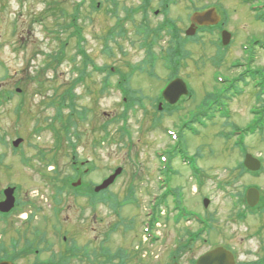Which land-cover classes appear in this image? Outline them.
Masks as SVG:
<instances>
[{"label":"rangeland","instance_id":"obj_1","mask_svg":"<svg viewBox=\"0 0 264 264\" xmlns=\"http://www.w3.org/2000/svg\"><path fill=\"white\" fill-rule=\"evenodd\" d=\"M46 1L3 0V6L0 5V39L3 44L10 40L19 48L13 53L7 46L0 50V58L8 60V65H0V98L6 91L12 92L14 82H22L28 94V104L19 116L15 111L19 97L14 90L13 96L0 106V188L23 183L29 190L40 189L52 195L53 188L45 184L37 171L40 169L45 173L47 169V162L39 155L42 150L47 154L46 159L58 158L60 178L71 173L68 167L74 152L67 139L62 140L63 150L55 152L54 131L48 125L53 118L54 121L59 120L56 116L57 108H48L45 104L54 99L55 88H59V93L70 88L65 101L70 105L72 96L75 101L74 109L87 114L82 121L79 119L82 113L74 112L77 126L72 131L82 135L81 139L78 140L75 136L76 139L73 140L78 144V161L89 160L96 164V176H92L91 180L100 182L101 178L119 165L127 169L116 185L101 195L110 198L112 192L115 194L114 198L96 207V249L102 252L105 247L104 255L119 256L125 263H162L160 259L163 246L160 245V240L151 243L143 227V223L147 221L146 213L152 212L155 206L151 199H155L154 195L160 196L162 190L157 178L160 174V155L169 156L170 167L166 177L173 181L178 176L172 183L181 188L182 202L186 208L206 214L213 212L217 220L230 215V210H238L239 199L228 196V193L234 191L233 188L238 190L247 181L256 183L257 179L264 180V129L257 128L255 132L237 135L239 129L245 132L264 122V47L257 44V41L264 42V6L261 5L257 10L241 6L239 9L221 11L229 21L228 28L233 34L227 51L208 34L201 36L204 40L196 39L193 59L180 71V76L193 88L194 94L184 103L185 111L178 116L166 115L162 125L157 127L153 119L157 114L163 116V113H157L151 101L157 100L169 83V74L163 69L162 62H157L154 74L151 75L149 69L143 73H135L131 78L130 86L140 91V102L146 105L147 112L138 104L129 109L128 115H122L126 104L124 91L117 86L120 80L118 74L108 76L110 87L103 94L99 93L108 72L96 70V65L101 66L100 68L115 66L127 72L129 65L146 58L147 52L141 46L143 35L137 31L136 23L125 24L127 37L118 36L117 32L115 40L104 41V36L108 37V31L116 18H108L103 13L96 16V12L86 3L87 6L82 9L78 19L86 39L83 47L94 65L89 63L84 83L77 85L75 80L78 73L73 68L75 64L83 65L82 56L77 41L69 38L70 31L61 26L70 25L68 22L72 19L75 0L54 4L52 12L46 11ZM121 1L134 6L140 0ZM139 29L145 30L143 26ZM212 36L217 38L215 33ZM65 41L69 43L65 49L69 58L66 57L63 63L56 65V71L46 69L51 60L49 55L58 52ZM105 46L108 47L107 51ZM110 50L113 55L109 54ZM154 50L159 52L160 47L156 46ZM71 55H76L74 62ZM148 68L147 64L146 69ZM257 70L259 72L255 73ZM39 71L44 72L46 87L50 88L36 89L37 85L31 78ZM72 83L74 86H70ZM214 102H218V109L224 106L225 113L207 108ZM68 104H65L62 112L65 115L64 121L60 120L67 125L70 124L67 115L73 110ZM198 110L207 112L202 120L204 125L194 124L192 130H183L181 121L189 119ZM61 122H58V126ZM102 125H108L110 136L102 140L101 145H97V141L105 135ZM40 126L45 127L41 132L34 133V129ZM124 128L127 131L122 137L121 130ZM167 129H170V133L180 135L179 140L173 141ZM18 137L24 140L17 148H20L17 153L11 148L12 141ZM176 149L179 150V156ZM182 152H186L202 170L203 187L196 185L193 169L186 167V163L180 158ZM246 153L262 161L263 170L257 175L244 172L241 175L240 172L244 171L241 163ZM26 157L32 159V166L30 161H26ZM57 170L52 165L46 171L51 173ZM241 177L247 181H238L233 187L217 186L222 179ZM205 197L211 200L208 209L202 204ZM178 198L176 199L179 200ZM66 201L71 203L68 214L72 215L75 211L76 215L80 207L69 196L64 198V202ZM78 202L83 204L86 201L82 199ZM88 220L91 222L89 216ZM191 224L204 225L198 221ZM92 226L89 224L85 237L92 236ZM231 226H234L232 230L235 231L236 225ZM160 227V223L155 224L154 232L158 237ZM104 255L98 256V260L96 256V264L120 263L118 258H114L112 262L107 261L108 258Z\"/></svg>","mask_w":264,"mask_h":264},{"label":"flooded vegetation","instance_id":"obj_2","mask_svg":"<svg viewBox=\"0 0 264 264\" xmlns=\"http://www.w3.org/2000/svg\"><path fill=\"white\" fill-rule=\"evenodd\" d=\"M69 1L71 0L60 2L47 0L46 11L52 12L54 4L61 2L64 4ZM138 2L137 5L128 6L121 0H75L72 7L74 12L71 13L72 19L68 23L81 25L78 18L88 3L89 7L96 12V16L103 13L108 18H116L108 31V37L104 36L109 40L115 39L117 32L119 35L124 33L127 36L125 24L128 22L136 23L138 32H140V26L144 28L163 26L165 28L162 32L165 35L158 44L161 55L165 59L170 58L174 53L178 54L179 51L188 55L180 66L170 67L163 64V68L170 70V73H180L181 69L187 67L188 62L193 59L196 35L210 36L215 33L220 37L225 30L231 32L228 28L229 21L225 19L221 11L239 9L241 6L253 9L260 0H238V2L236 0H140ZM0 5L3 6V0H0ZM205 10L217 11L220 22L203 26L206 27L205 32L203 27L195 25L196 35L188 36L187 30L192 26L193 13ZM119 13H122L121 17ZM169 26L173 28H168ZM78 32L80 33V30ZM4 46H7L11 53L19 50L12 41L9 40L7 44H3L0 39V50ZM7 61L0 58V65H8ZM45 83L43 87H46ZM23 86L22 82H14L11 88L12 91L23 94L21 97L28 100L27 91ZM70 86H74V83ZM5 94L10 96L12 92L6 91ZM161 101L163 102L161 112L164 118L172 112L185 111L183 105L188 98L182 97L176 104H171L164 99ZM69 164L68 169L72 174L69 183L73 188L66 187L59 201L52 200L45 191L40 189L29 190L21 183L15 185L14 208L8 211L0 210V264H96V196L85 193L92 183L96 184V179L91 180L92 176H96V164L89 165L84 161H73ZM54 170H57L56 165ZM159 171L161 175H164L161 164ZM58 172L60 171L51 173L59 180L61 178ZM250 173L257 172L250 171ZM80 179L82 183L84 180L87 183L83 189L77 190L73 183ZM257 180L256 183H250L242 177L222 179L221 182L225 187H233L238 181L247 182L241 184L238 190L233 188L234 191L228 193L232 199H239L238 210H230V215L217 220L213 212L206 214L202 211L193 212L186 209L185 203L182 202L180 187L175 185L171 188V183L167 179L170 187L165 188V183L161 185L162 187L160 186L162 190L157 212L161 226L158 240L163 246H161L163 251L160 259L162 263L141 261L137 264H198L200 256L218 247L230 252L234 264H264V180ZM194 181L196 185L201 186L202 183H198L196 179ZM251 187L259 190V200L255 205L250 202L247 195ZM68 196L80 207L76 215H74L75 211L72 215L68 214L71 203L64 202V198ZM3 197V193L2 196L0 194V201ZM82 199L86 201L85 206L84 203L78 202ZM197 213L202 216L200 221L204 225L191 224L197 222L195 220ZM89 224L93 225L91 228L93 234L91 237H85ZM231 225H236L235 231L232 230L234 226ZM131 263L133 262L120 264Z\"/></svg>","mask_w":264,"mask_h":264},{"label":"water","instance_id":"obj_3","mask_svg":"<svg viewBox=\"0 0 264 264\" xmlns=\"http://www.w3.org/2000/svg\"><path fill=\"white\" fill-rule=\"evenodd\" d=\"M216 15L213 11H204V12H197L192 17V20L199 25L204 24H215L217 23ZM193 24L187 31L188 34H194L195 28ZM231 38V34L228 32L224 33L223 40L225 44H228ZM188 94V87L186 83L178 78L172 81L164 90V97L169 100L171 103H175L178 99L184 95ZM22 139H18L14 142L17 146L20 144ZM245 165L251 170H259L261 163L258 159L253 157L251 154H248L245 159ZM121 169H117L116 172L111 175L108 179H106L100 186L96 187V190L99 191L101 189L107 188L113 181L115 180L116 176L120 173ZM13 189H7L6 195L7 199L5 202L0 203V209L2 210H9L13 205ZM248 196L252 204L256 203V200L259 199V193L256 189H250L248 192ZM254 196V197H253ZM205 206L208 205L209 200L205 199L204 201ZM199 264H234L232 260V256L229 252L224 249H217L213 252L207 253L199 259Z\"/></svg>","mask_w":264,"mask_h":264},{"label":"trees","instance_id":"obj_4","mask_svg":"<svg viewBox=\"0 0 264 264\" xmlns=\"http://www.w3.org/2000/svg\"><path fill=\"white\" fill-rule=\"evenodd\" d=\"M161 29L162 28H159V29H149V30H147V33H145L146 35H145V40H144L145 42L144 43L147 46V52H148L147 58L145 60L140 61L137 64H131V65H129V67L132 68V72L131 73H128V74L126 72L123 73V75H125L124 77H127L128 78V79L125 80L126 83H128L129 80H131V77L134 74V72H136V71H145L146 65L148 63H150L152 66H154L156 64L159 56L153 50V48H154V45L159 42V39L162 36ZM75 36H77V35L76 34H73L72 37H75ZM83 40H84V37H79L78 43H80V42L82 43ZM257 44L262 45L264 47V42H262V41H257ZM80 47H81V50H82L81 53H82V60H83V65L81 67H83V69L81 70V68H80V70H81L80 71L81 72V77L77 81H80V82L83 81L84 82L85 81V78H86V75L88 73L87 68L89 66V63H91L92 65H94L93 64L94 62L90 58L89 54L85 51V49L83 48V46L80 45ZM109 54L110 55H113V53H112L111 50L109 51ZM65 57H66V54H65V50L63 48L61 54L53 55L52 65H59V64H61V62H63V60H64ZM184 57H185V55L181 51H179L178 54L174 53V54L171 55V57L169 59L167 58V61L170 60L172 64L177 65L178 62H179V60H181ZM72 60L75 61L74 59H72ZM76 65H78V64H75L74 66L76 67ZM116 69H118V68L116 67ZM258 72L259 71H257V73ZM174 75L176 76L177 74H174ZM31 79H33V78H31ZM107 84L109 85L110 82L107 81ZM125 86H126L127 94L129 92V94H128V97H129L128 98V102H129L130 99H132V102L131 103L132 104H135V103H137L138 101L141 100V96L135 90H133L130 87V85L128 86V84H125ZM74 102H75L74 99L71 97V105L73 106V108L75 107V103ZM1 104H2V102L0 101V106H1ZM62 105H63V103H62ZM61 114H62V110L59 109L58 118L62 121L63 118H62V115ZM71 116L72 115L69 116L70 117L69 120H70V122H72V124H74V118H73V121H72ZM86 116H87V114L84 111V112H82L80 118L82 120H84L86 118ZM63 125H65V124H63ZM107 126L108 125H103L101 127V129L106 132V135H105L104 138H102L100 141H98L99 144H101V141L103 139L106 140L110 136V133H108L109 130H108V127ZM66 127H68V125ZM66 131H67V135H68L69 139H71L72 138V135L74 134V132L72 131L71 128H67ZM78 137L80 138V135H78ZM81 137H82V135H81Z\"/></svg>","mask_w":264,"mask_h":264}]
</instances>
